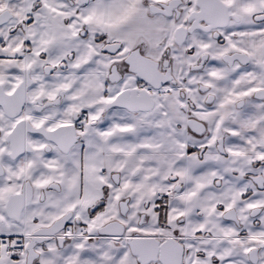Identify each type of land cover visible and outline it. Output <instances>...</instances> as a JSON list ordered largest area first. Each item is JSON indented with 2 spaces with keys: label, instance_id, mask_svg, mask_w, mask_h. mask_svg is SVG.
I'll return each instance as SVG.
<instances>
[{
  "label": "snow or ice",
  "instance_id": "obj_1",
  "mask_svg": "<svg viewBox=\"0 0 264 264\" xmlns=\"http://www.w3.org/2000/svg\"><path fill=\"white\" fill-rule=\"evenodd\" d=\"M0 264H264V0H0Z\"/></svg>",
  "mask_w": 264,
  "mask_h": 264
}]
</instances>
